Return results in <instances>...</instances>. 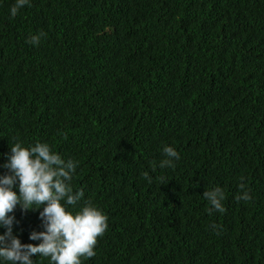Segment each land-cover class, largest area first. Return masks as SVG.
<instances>
[{"label": "trees", "instance_id": "16d2710c", "mask_svg": "<svg viewBox=\"0 0 264 264\" xmlns=\"http://www.w3.org/2000/svg\"><path fill=\"white\" fill-rule=\"evenodd\" d=\"M15 2L0 0V176L17 141L78 162L67 210L108 218L81 264H264V0H29L12 17ZM217 186L223 213L202 196ZM41 211L9 213L22 244L42 242Z\"/></svg>", "mask_w": 264, "mask_h": 264}, {"label": "clouds", "instance_id": "9594fccd", "mask_svg": "<svg viewBox=\"0 0 264 264\" xmlns=\"http://www.w3.org/2000/svg\"><path fill=\"white\" fill-rule=\"evenodd\" d=\"M28 4L29 0H16L10 9L11 16L15 17ZM43 35H33L28 42L36 45ZM10 148L11 155L4 165L9 172L0 176V226L7 229L0 235V259L10 264H34L31 257L40 254L50 258L52 264H81V257L95 256L97 238L103 236L108 227L107 216L90 201L84 202L75 212L66 207L75 208L84 196L82 189L74 191L71 184L78 162L72 159L65 161L47 143L37 142L34 146L24 147L17 141ZM162 152L165 158L159 162V167L174 168V161L180 159L179 153L171 146H164ZM143 178L152 182L147 172L143 173ZM243 180L241 177L239 187L242 195L237 199L249 201L252 197ZM17 186L18 192L15 190ZM202 196L211 205L209 212L225 211L222 204L225 193L222 188L217 186L205 190ZM17 205L24 210L43 206L40 218L45 230L33 232L29 237L31 240H41L38 245L22 244L13 235L15 218L9 213Z\"/></svg>", "mask_w": 264, "mask_h": 264}]
</instances>
